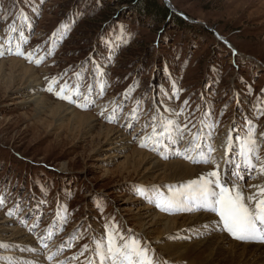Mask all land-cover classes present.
I'll use <instances>...</instances> for the list:
<instances>
[{
	"label": "rangeland",
	"instance_id": "374dc122",
	"mask_svg": "<svg viewBox=\"0 0 264 264\" xmlns=\"http://www.w3.org/2000/svg\"><path fill=\"white\" fill-rule=\"evenodd\" d=\"M158 1L188 24L156 25L116 0H0V222L29 238H0V264H100L95 248L110 234L121 244L139 241L156 264H189L136 232L138 206L212 215L166 213L157 202L217 166L222 177L231 167L229 185L245 197L264 188V0ZM13 59L39 77L32 92ZM61 86L71 100L57 97ZM34 95L117 128L130 148L107 146V134L91 121L51 115L50 105L39 110ZM167 122L181 135L160 144L145 139ZM250 132L260 155L250 158L255 167L241 156ZM133 148L198 171L172 185L162 186L158 172L144 180L148 165L126 156ZM241 173L248 176L241 180ZM191 234L181 242L196 239Z\"/></svg>",
	"mask_w": 264,
	"mask_h": 264
},
{
	"label": "bare ground",
	"instance_id": "6f19581e",
	"mask_svg": "<svg viewBox=\"0 0 264 264\" xmlns=\"http://www.w3.org/2000/svg\"><path fill=\"white\" fill-rule=\"evenodd\" d=\"M13 61L22 66L24 80L28 83L27 87L30 86L29 91L35 90L38 87L39 77H37L34 69L27 67L19 59H13ZM34 97H29L30 102H34L39 110H44L45 105H50L52 106V109H50L51 115L60 114L61 112L63 114L65 112L66 114H73L72 119L76 120V122L89 123L91 121V125L94 128L100 127V133L107 134V146H121L126 150L130 148L131 140L124 137L117 128L99 124L93 115L79 113L61 103H50L44 95ZM227 152L225 156L228 157L227 160H230L231 152L229 149ZM126 156L133 164L148 165L147 174L145 173L142 179L147 180L152 174L158 172L156 177L162 186L165 183L171 185L181 183L185 179L192 178L197 173L196 171H198V168L196 169L181 160L163 162L156 156L139 148H133ZM231 172V167L226 165L224 175L227 174L228 179H230L229 173ZM247 176L246 173H241V178H246ZM226 186L228 187L229 184ZM239 190L242 191V188L240 187ZM135 216H137L139 223L135 226L136 232L148 236L152 244L156 248H159L161 253L166 254L173 260L184 261V263L187 261L189 264H264V244L243 243L230 239L226 234L221 233L222 229L219 227L220 225L216 227L215 218L208 213L168 216L158 212V210H155L150 205H139ZM5 221L7 220L0 222V238L4 237L6 240L19 242L29 241L26 233H22L16 227H9L7 223H4ZM197 230H201L204 233L198 235V232L196 233ZM2 232H10V234L3 235ZM188 232L194 233L195 236L193 237L196 239L191 242H181L182 239L180 237ZM174 238L176 239L173 240ZM178 238L179 241H176Z\"/></svg>",
	"mask_w": 264,
	"mask_h": 264
},
{
	"label": "snow or ice",
	"instance_id": "6c2138e0",
	"mask_svg": "<svg viewBox=\"0 0 264 264\" xmlns=\"http://www.w3.org/2000/svg\"><path fill=\"white\" fill-rule=\"evenodd\" d=\"M55 83V80L50 82L47 89L49 92L53 91L52 85ZM65 90V87L61 86L60 91L55 94L58 98L71 100V95L64 94ZM184 127L186 128L187 125ZM181 131L178 126L167 122L160 125L159 128L153 127L151 136L145 139L152 140L154 144H160L164 140H171L174 136H180ZM241 149V156L245 163H251L250 158L257 154L254 133L250 132L242 140ZM185 158L192 159L194 163L210 162L207 159L201 161L187 155ZM251 166L255 167L254 164ZM260 170L264 172V164H261ZM231 183L227 174L224 177L221 176L219 166H217L216 170L182 185V191L173 192L168 197L161 198L157 202V207L165 212H170L173 209L192 211L194 209L189 205H194L195 210L217 213L223 222L224 229L234 238L241 241H264V188H261L256 195L245 197L239 189L226 186ZM138 191L144 194L148 189L140 186ZM113 235H108L106 243L96 245L95 255L100 264H156L154 252L148 247L136 240L118 243L114 240ZM117 239L120 238L117 237ZM28 264H38V262L30 261Z\"/></svg>",
	"mask_w": 264,
	"mask_h": 264
},
{
	"label": "trees",
	"instance_id": "16d2710c",
	"mask_svg": "<svg viewBox=\"0 0 264 264\" xmlns=\"http://www.w3.org/2000/svg\"><path fill=\"white\" fill-rule=\"evenodd\" d=\"M117 5H126L133 12L142 16H149L152 23L161 25L168 23L175 25V28L188 24L186 20L178 14H174L171 8L158 0H116ZM103 19L106 17L102 16Z\"/></svg>",
	"mask_w": 264,
	"mask_h": 264
}]
</instances>
